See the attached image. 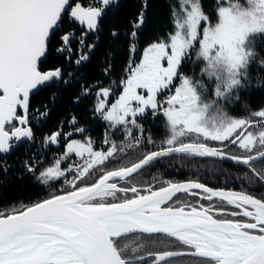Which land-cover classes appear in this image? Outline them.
<instances>
[{"label":"snow or ice","instance_id":"1","mask_svg":"<svg viewBox=\"0 0 264 264\" xmlns=\"http://www.w3.org/2000/svg\"><path fill=\"white\" fill-rule=\"evenodd\" d=\"M119 4L0 0V186L47 190L0 207V264H264V194L142 179L165 160L212 158L264 188V103H252L264 98V0H171V31L136 59L142 3L123 33L130 59L117 94V82H90L87 68ZM108 35L119 43L122 30ZM65 87L91 107L45 133ZM45 89L53 95L38 108ZM92 120L103 123L99 141Z\"/></svg>","mask_w":264,"mask_h":264},{"label":"trees","instance_id":"2","mask_svg":"<svg viewBox=\"0 0 264 264\" xmlns=\"http://www.w3.org/2000/svg\"><path fill=\"white\" fill-rule=\"evenodd\" d=\"M170 2L171 0H120L115 14L108 19L105 30L100 36L95 58L87 68L89 81H100L105 86L115 81L117 82L115 90L118 94V81L122 78L126 63L130 59L128 38L123 33L128 31L130 21L134 19L141 4L149 5L147 8L148 23L143 31L141 43L137 45L138 52L135 58L138 59L140 51H142L149 41L156 37L163 38L166 33L171 31L172 25L170 23L168 8ZM113 25L122 30L119 43H113L109 38L108 29ZM106 54L114 57V59H110V63L114 64V74L110 80L103 78L101 75V67L105 61ZM52 65L62 66L59 60L50 61L48 67ZM191 67V65L190 67L186 66L185 71H189ZM77 91L78 89L76 88L65 87L63 90L55 93V110L52 112L51 119L47 122V125L43 127V131L48 132L50 129H54L58 121L65 119L71 114L86 115V109L91 107V102H85L80 105L73 104L71 98L76 95ZM52 95V90L45 89L33 98V103L36 107L49 104ZM252 103L254 105L264 103V98L256 94L252 97ZM237 111L239 112L240 110L238 109ZM89 127L93 138L99 141L104 133L103 123L92 120L89 122ZM151 127L154 137L157 143H159L163 138V133L159 130L161 124L156 122ZM52 150L55 151V148L53 147ZM243 175V168L234 163L217 161L212 158H196L192 160H165L153 168L148 175L142 177V179L145 182L163 179L178 181L199 180L216 188H234L236 190L252 191L256 195L264 194V188L256 185L249 186L248 182L242 179ZM41 189L30 181H9L4 186H0V207L20 206L23 203H28L47 195V191L42 192Z\"/></svg>","mask_w":264,"mask_h":264},{"label":"flooded vegetation","instance_id":"3","mask_svg":"<svg viewBox=\"0 0 264 264\" xmlns=\"http://www.w3.org/2000/svg\"><path fill=\"white\" fill-rule=\"evenodd\" d=\"M190 65L191 64H189V65H187V67H190ZM63 66V65H62ZM73 69H75V66L73 65V66H71V67H69V71H72ZM43 132H45L46 133V131H43ZM54 148H55V146H53ZM41 188V187H40ZM42 190V192H46L47 190L46 189H44V188H42L41 189Z\"/></svg>","mask_w":264,"mask_h":264},{"label":"water","instance_id":"4","mask_svg":"<svg viewBox=\"0 0 264 264\" xmlns=\"http://www.w3.org/2000/svg\"><path fill=\"white\" fill-rule=\"evenodd\" d=\"M224 162H229V163H233V162H231V161H224ZM210 186V185H209ZM212 187V186H211ZM213 188H216V187H213Z\"/></svg>","mask_w":264,"mask_h":264},{"label":"bare ground","instance_id":"5","mask_svg":"<svg viewBox=\"0 0 264 264\" xmlns=\"http://www.w3.org/2000/svg\"><path fill=\"white\" fill-rule=\"evenodd\" d=\"M39 108V107H38Z\"/></svg>","mask_w":264,"mask_h":264}]
</instances>
